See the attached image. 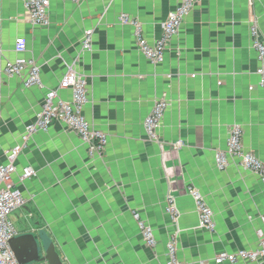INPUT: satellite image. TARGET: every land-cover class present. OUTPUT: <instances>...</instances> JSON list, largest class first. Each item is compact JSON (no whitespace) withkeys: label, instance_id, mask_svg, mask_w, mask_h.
I'll list each match as a JSON object with an SVG mask.
<instances>
[{"label":"crops","instance_id":"0c3cea01","mask_svg":"<svg viewBox=\"0 0 264 264\" xmlns=\"http://www.w3.org/2000/svg\"><path fill=\"white\" fill-rule=\"evenodd\" d=\"M25 1L0 0V165L22 144L49 90L71 99L69 90L58 89L70 67L86 79L82 114L107 144L90 154L57 121L34 134L12 176L26 200L15 236L40 233L62 264H166L172 236L181 264H215L218 253L255 249L264 187L233 159L218 170L215 153L226 149L227 131L237 124L243 148L264 162V83L257 73L264 58L250 31L255 23L264 44V0H201L156 66L138 49L134 27L119 18L138 22L153 44L180 0H51L44 26L30 23ZM88 30L91 49L82 51ZM18 38L26 43L21 54ZM19 57L38 67L41 86L25 88V76L2 73ZM160 98L168 107L152 142L143 122ZM24 168L35 176L20 181ZM190 189L211 209L213 231L199 225ZM169 199L176 220L167 211ZM133 212L152 228L154 247L145 245Z\"/></svg>","mask_w":264,"mask_h":264},{"label":"built area","instance_id":"2783aa9c","mask_svg":"<svg viewBox=\"0 0 264 264\" xmlns=\"http://www.w3.org/2000/svg\"><path fill=\"white\" fill-rule=\"evenodd\" d=\"M51 0H26L25 9L28 13V20L32 25L44 26L48 22V8ZM78 4L81 0H67ZM201 0H180L179 6L171 12L162 23V32L158 40L149 44L141 34V27L135 20L126 15H121L119 20L122 24H130L134 27L136 44L142 55L154 66L163 62L167 45L177 35L182 22L190 14L191 10ZM251 35L254 39L253 48L258 52L259 60L264 58V44L258 38V29L255 23L250 27ZM92 43V31L84 32L81 42L82 51H89ZM15 51L18 54L26 51V43L22 38L16 40ZM2 73L7 77H24V87L30 88L41 86L39 69L30 60L21 57L14 61H7L4 64ZM26 73V75H25ZM261 76V84L264 83V69L257 72ZM58 89L69 90L71 99L63 101L58 98L57 91L49 90L43 100L41 111L37 114L33 124L26 127L22 136V144L16 145L6 154V163L0 165V264H19L10 249L9 241L16 235V231L11 222L10 216L19 208L24 206L26 200L21 191L13 183L12 176L16 173V159L26 146L28 140L37 132H47L52 122H61L66 128L76 133L79 138L89 145L90 154H99L104 151L107 144L105 134L94 130L86 121L82 114L83 107L88 103L86 79L83 75L77 74L72 68H68L63 78L59 82ZM168 107L167 101L160 98L153 103L151 111L143 122L145 134L149 141H157L158 129L161 120ZM227 146L225 150H218L215 153V166L218 170H224L228 166V160L233 159L243 170L257 176L264 187V162L260 160L252 151H247L242 146V129L239 125L233 124L228 129ZM35 176L31 168H24L19 177L20 181ZM189 193L193 197L199 216V225L209 231L215 228L213 213L205 205L201 194L190 189ZM167 211L172 219L176 220L177 211L172 199L168 200ZM133 216L137 221L141 231L142 239L146 246L154 247L156 240L152 228L140 219L136 212ZM263 228L256 231L258 237L257 247L253 250H240L236 253H218L215 264L228 262L236 264L238 262L264 264V218L261 219ZM166 264H181L177 257V241L172 236L166 244Z\"/></svg>","mask_w":264,"mask_h":264},{"label":"water","instance_id":"95a60500","mask_svg":"<svg viewBox=\"0 0 264 264\" xmlns=\"http://www.w3.org/2000/svg\"><path fill=\"white\" fill-rule=\"evenodd\" d=\"M9 246L19 264H62L54 245L40 233L27 232L13 237Z\"/></svg>","mask_w":264,"mask_h":264},{"label":"rangeland","instance_id":"374dc122","mask_svg":"<svg viewBox=\"0 0 264 264\" xmlns=\"http://www.w3.org/2000/svg\"><path fill=\"white\" fill-rule=\"evenodd\" d=\"M20 211L21 210H18L17 212H14L10 216V219H11V222L13 224L15 231H18L21 228V225H20L19 220H18V218H19L18 216H19Z\"/></svg>","mask_w":264,"mask_h":264}]
</instances>
